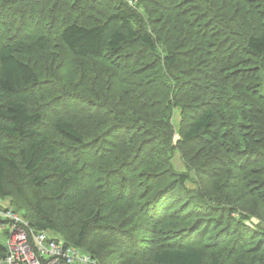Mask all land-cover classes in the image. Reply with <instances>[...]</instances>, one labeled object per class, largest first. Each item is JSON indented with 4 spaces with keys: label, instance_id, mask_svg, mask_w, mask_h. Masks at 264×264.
<instances>
[{
    "label": "trees",
    "instance_id": "1",
    "mask_svg": "<svg viewBox=\"0 0 264 264\" xmlns=\"http://www.w3.org/2000/svg\"><path fill=\"white\" fill-rule=\"evenodd\" d=\"M21 1L0 0L7 207L98 264H264V227L252 217L264 211V0H66L59 18L34 5L44 0ZM52 36L74 57L118 58L125 112L104 100L108 74L90 79L105 96L87 86L89 68L74 63L43 64L61 71H51L57 85L44 94L52 87L21 54L46 52ZM79 113L89 121L82 127ZM175 151L199 182L174 168ZM8 171L29 177L38 192L30 206L7 186ZM203 177L217 179V194L227 189L222 200L204 190Z\"/></svg>",
    "mask_w": 264,
    "mask_h": 264
},
{
    "label": "rangeland",
    "instance_id": "2",
    "mask_svg": "<svg viewBox=\"0 0 264 264\" xmlns=\"http://www.w3.org/2000/svg\"><path fill=\"white\" fill-rule=\"evenodd\" d=\"M19 1H21V0H19ZM26 1L30 2L31 0H22L21 2L27 4ZM65 1L66 0H60V1L53 0V1H50V3H49L48 0H44V2L37 3V4H34V5H37V7L43 6V9H44V7H46V8L50 7L49 13L51 15H53L54 11H56V17L59 18L60 17L59 11L61 12L60 8L64 6ZM125 1L128 2V0H125ZM43 9H42V11H43ZM102 10L104 11L105 8L99 9L100 12H102ZM138 10L142 11V9L139 8V7H138ZM99 11H96L93 14L91 13L90 15L84 14L82 19L84 20L85 23H94L97 20L96 18L99 15ZM35 20H36L35 18L33 20H30L29 24L30 25H34L35 24ZM48 20H50V19L48 18ZM56 31H58L57 27L56 26L52 27L51 34L56 33ZM53 36L51 38V46L47 47V51L46 52H44V53H36V54H32V55H27V54H23L22 55L21 54V58H24V60L25 59L28 60L30 63H32V65L34 67H36L38 69L39 77L40 78H45V82L43 83V84H45L44 86H47V83H48L52 87V90H50L48 92H45L44 94H50V93H52L54 91V89H55L54 85H57V84L56 83L54 84V83L50 82L51 79L49 77H51L50 73H51L52 70H53V72L59 71V70L53 69V68H51V70H49V69H47V65L44 66L43 64L49 62L48 60H50L51 62H54V64H55L54 67L61 66V65H59L61 63L63 65H65V64L71 65V64L74 63L76 65H79V67H81V68H84V67H86V68L88 67L89 68L88 69V73L86 75L87 76V80H86L87 86L93 87L95 92L97 91L98 93H102L103 92V87H104V95L106 94V90H105L106 86L105 85L103 86L101 84V82H100V85L98 87L90 79L93 78L94 74H101L102 76L104 74H108V75H104V76H106V78L109 76V80L107 79L108 80L107 89L109 90L108 94H109L110 99L107 98V99H104V100H107V102H110L111 107L113 108L114 111H118L119 112V110H124L122 112H125L126 107H122L121 109L117 108V106L119 105L118 104V100L119 99L121 100L122 104L123 103L126 104V103L129 102V95H128L129 91L128 90H124L122 88V90H120L119 92H116L117 87L122 86L121 80H120V78L122 79V75H121L122 71H120L118 68L115 67V65H119L120 66L118 58L116 56H114V57H111V60L107 59L106 61H107L108 64L106 65V61L105 60H99L97 58H92V57L91 58L74 57L61 45V43L56 38V36L55 37H53ZM115 62H118V63H115ZM59 72H61V71H59ZM104 76H103V80H104V82H106L107 80L105 79ZM59 78H60V81L65 82L66 78H64L63 76L59 77ZM136 78H138V77H136ZM66 87L68 88V90H70V91L72 90L71 88H69V86L67 84H66ZM77 90L78 91H84L85 89H84V87H82V88H78ZM86 93H87L88 96H92L90 94V92H88V90L86 91ZM40 95H41V93H39V92H36L35 94H32V97L34 98V102H32V104H34V105L37 104L36 102H37V100H38ZM85 95L86 94H83V96H85ZM111 95L113 97H111ZM96 98L98 99V97H96ZM119 113H121V112H119ZM74 115L78 117L76 119V121L80 122L79 123L80 127H82L83 124H85V123H89L88 120H81L80 119V118H82L80 116V113L78 115H76V114H74ZM180 116H181V114L179 113L178 110H174L173 111L172 120H173L174 123H176L175 124L176 127L179 126L177 124L181 123V117ZM87 127H90V125H88ZM50 128L48 130H49V133L51 134L50 137L52 138V137L56 136V134H55L56 132L52 128L51 129ZM172 164H173L174 168L177 171L185 172V173L190 175V177H191V179L193 181L199 182V179L197 178V176L195 174L193 166H189V164H187L183 160V156H182L181 151H175L173 153ZM190 164H191V161H190ZM196 165H197V163H196ZM195 168H196V166H195ZM5 180H6V184H7L8 187L10 185L13 187L12 189L15 191L13 193V195L18 198L20 205L30 206V204L32 202V199L35 198V196L38 194V192L35 189V187L30 183L29 177L27 175H24L22 180L18 181L17 177H16V173L14 171H8L6 173V179ZM215 180H217V179L216 178H210L205 183L206 179L203 177L202 183H205L204 184V190H212L213 185L211 184V182L215 181ZM212 191H213L212 192V194H213L215 192V189L212 190ZM215 193H216V196H217L216 197L217 200H222L223 197H221L220 195H224L225 196L227 194V189H223L221 193L217 194V191ZM41 195L46 196V195H48V193L47 194L46 193L43 194L42 192H40V196ZM244 200L245 199L242 197L241 198V202H245ZM6 201H8V199L4 200V199L0 198V202H3V204L4 205L6 204V206H7V202ZM263 208H264V206H263ZM252 217H253V222H254L255 225H257L259 227H264V211H259L258 215H252ZM23 219H24L25 222L28 223L27 227H31L29 222L25 218H23ZM239 235L240 234H237V238L240 237ZM242 238H241V240H230V242H228L226 244H228V245L229 244H239L243 240ZM0 243H2V244L4 243L5 245L7 244V240L5 239V237L3 238V236H1V235H0ZM206 251L210 252L211 249H207ZM224 251H225V249H221L220 252L221 253L223 252L222 254H224L225 253ZM221 257L222 256H220L219 259ZM223 257H228V256H226V254H225ZM222 264H225L223 262V260H222Z\"/></svg>",
    "mask_w": 264,
    "mask_h": 264
},
{
    "label": "built area",
    "instance_id": "3",
    "mask_svg": "<svg viewBox=\"0 0 264 264\" xmlns=\"http://www.w3.org/2000/svg\"><path fill=\"white\" fill-rule=\"evenodd\" d=\"M133 4L132 0H128ZM0 202V230H8L7 252L0 264H98L81 248L49 231L27 227L22 216Z\"/></svg>",
    "mask_w": 264,
    "mask_h": 264
}]
</instances>
